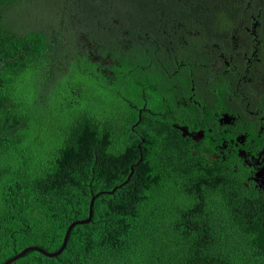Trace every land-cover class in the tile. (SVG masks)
I'll return each instance as SVG.
<instances>
[{"label":"trees","instance_id":"16d2710c","mask_svg":"<svg viewBox=\"0 0 264 264\" xmlns=\"http://www.w3.org/2000/svg\"><path fill=\"white\" fill-rule=\"evenodd\" d=\"M255 9L264 0H0V264L59 250L100 192L61 254L12 264H264L260 196L208 177L168 97L214 86L208 48Z\"/></svg>","mask_w":264,"mask_h":264},{"label":"flooded vegetation","instance_id":"af4514ba","mask_svg":"<svg viewBox=\"0 0 264 264\" xmlns=\"http://www.w3.org/2000/svg\"><path fill=\"white\" fill-rule=\"evenodd\" d=\"M263 12L255 9L244 19L240 11L231 29L223 26L222 46L208 48L205 64L214 72L210 75L214 86L209 87L208 83L207 93H200L201 86L197 87L193 80L191 93L182 83L180 86L173 83L180 95L173 93L168 97H181L176 116L185 119L187 124H177V128L182 135L192 138L190 148L196 156H202L198 164L208 177L222 181V178L225 180L231 176L235 183L257 193L264 204ZM241 26L249 35L240 31ZM229 41L232 48L228 50L224 42ZM241 49L246 51L241 52ZM181 65L183 69H177V73L186 71L188 67L187 63ZM233 72L237 74L232 77ZM224 77L232 87L228 96L222 93ZM138 109L140 112L148 110L147 102ZM209 180L211 182L213 178Z\"/></svg>","mask_w":264,"mask_h":264},{"label":"water","instance_id":"95a60500","mask_svg":"<svg viewBox=\"0 0 264 264\" xmlns=\"http://www.w3.org/2000/svg\"><path fill=\"white\" fill-rule=\"evenodd\" d=\"M113 191L114 190H112L111 192H113ZM100 194H101V192L97 193L91 199L89 217L86 218V219L76 220L68 227V230H67V232L65 234V237H64V242H63V244H62V246H61V248L59 250H57L55 252H48V251L44 250L43 248H41L39 246H34V245L33 246H28L25 249H23L21 252L17 253L15 256L11 257L10 259H8L7 261H5L2 264H12L14 261H16L17 259L21 258L27 252L32 251V250L39 251V252H41L44 255L49 256V257H56L59 254H61L64 251V249L66 248V246H67L71 231L74 228V226L77 225V224L89 223L91 221V219L93 217V208H94L95 200H96L97 196H99Z\"/></svg>","mask_w":264,"mask_h":264},{"label":"rangeland","instance_id":"374dc122","mask_svg":"<svg viewBox=\"0 0 264 264\" xmlns=\"http://www.w3.org/2000/svg\"><path fill=\"white\" fill-rule=\"evenodd\" d=\"M17 16H18V17H16V19H19L20 16H19V15H17ZM70 75H71V74H70ZM70 75H69V76H70ZM69 76H68V77H69ZM72 223H73V222H72ZM72 223H71V224H72ZM71 224H70V225H71ZM70 225H69V226H70ZM44 250H45V249H44ZM46 251H47V250H46ZM48 252H49V251H48Z\"/></svg>","mask_w":264,"mask_h":264}]
</instances>
